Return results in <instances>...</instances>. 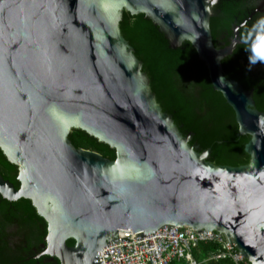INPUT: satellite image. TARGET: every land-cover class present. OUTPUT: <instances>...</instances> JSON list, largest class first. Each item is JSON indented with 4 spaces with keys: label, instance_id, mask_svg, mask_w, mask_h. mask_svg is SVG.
I'll use <instances>...</instances> for the list:
<instances>
[{
    "label": "water",
    "instance_id": "obj_1",
    "mask_svg": "<svg viewBox=\"0 0 264 264\" xmlns=\"http://www.w3.org/2000/svg\"><path fill=\"white\" fill-rule=\"evenodd\" d=\"M219 0H0V148L19 187L0 173V194L28 198L47 222L40 254L60 264H98L120 229L213 230L251 264H264V111L215 45ZM144 13L172 47L190 41L211 83L249 135L246 164H214L162 110L134 47L124 11ZM73 128L116 150L110 159L76 147ZM74 239L73 245L67 243ZM38 254L37 256H39Z\"/></svg>",
    "mask_w": 264,
    "mask_h": 264
},
{
    "label": "trees",
    "instance_id": "obj_2",
    "mask_svg": "<svg viewBox=\"0 0 264 264\" xmlns=\"http://www.w3.org/2000/svg\"><path fill=\"white\" fill-rule=\"evenodd\" d=\"M210 26L218 47L237 37L233 52L222 61L225 73L253 89L256 105L264 111V56L260 54L264 51V0H219ZM120 28L143 62L162 110L173 117L183 134L192 133L190 144L200 145L201 150L210 148L209 160L214 164L248 163L245 144L250 136L239 133L233 108L214 89L208 68L192 43L187 40L172 47L165 33L144 13L125 10ZM69 138L76 147L95 150L110 159L116 157L114 147L85 130L73 128ZM0 173L19 187L18 167L1 148ZM46 235L47 222L30 199L9 200L0 194V264H60L57 257L45 261L48 256L34 254V247L46 243ZM74 242L67 240L69 245ZM219 246L213 241L202 242L193 250L197 264H251L247 259L236 263L231 257L214 258L212 254Z\"/></svg>",
    "mask_w": 264,
    "mask_h": 264
},
{
    "label": "built area",
    "instance_id": "obj_3",
    "mask_svg": "<svg viewBox=\"0 0 264 264\" xmlns=\"http://www.w3.org/2000/svg\"><path fill=\"white\" fill-rule=\"evenodd\" d=\"M210 241L220 245L212 254L214 258L231 257L236 263L245 259L237 246L218 231L194 233L189 226H162L145 234L120 229L99 252L96 261L98 264H172L177 260L197 264L193 250L202 242Z\"/></svg>",
    "mask_w": 264,
    "mask_h": 264
},
{
    "label": "flooded vegetation",
    "instance_id": "obj_4",
    "mask_svg": "<svg viewBox=\"0 0 264 264\" xmlns=\"http://www.w3.org/2000/svg\"><path fill=\"white\" fill-rule=\"evenodd\" d=\"M236 39H237V37H236ZM254 91V90H253ZM254 95V94H253ZM255 99V98H254ZM263 111V110H262ZM14 228H12V230H13ZM11 230V231H12ZM40 247L41 248H38V247H34V250L36 251V253H34L35 254V256L36 257H41V256H44V255H46V256H48V258H46L45 259V261H52L53 259H54V257H52V256H50V255H48V254H40L43 250H44V246H43V244H41L40 245ZM38 254H40L39 256H37Z\"/></svg>",
    "mask_w": 264,
    "mask_h": 264
},
{
    "label": "snow or ice",
    "instance_id": "obj_5",
    "mask_svg": "<svg viewBox=\"0 0 264 264\" xmlns=\"http://www.w3.org/2000/svg\"><path fill=\"white\" fill-rule=\"evenodd\" d=\"M258 51H259V50H258ZM260 54H261L262 56H264V51H261Z\"/></svg>",
    "mask_w": 264,
    "mask_h": 264
},
{
    "label": "bare ground",
    "instance_id": "obj_6",
    "mask_svg": "<svg viewBox=\"0 0 264 264\" xmlns=\"http://www.w3.org/2000/svg\"><path fill=\"white\" fill-rule=\"evenodd\" d=\"M203 1H205V0H203Z\"/></svg>",
    "mask_w": 264,
    "mask_h": 264
}]
</instances>
